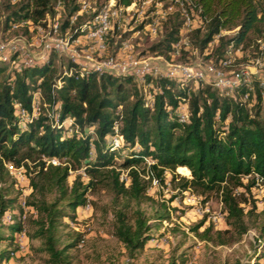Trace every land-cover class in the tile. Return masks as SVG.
<instances>
[{
    "label": "trees",
    "instance_id": "1",
    "mask_svg": "<svg viewBox=\"0 0 264 264\" xmlns=\"http://www.w3.org/2000/svg\"><path fill=\"white\" fill-rule=\"evenodd\" d=\"M48 1L27 2L20 7L22 13H11L8 22L42 18L50 9ZM135 1L116 0V4L126 7ZM182 1L188 13L194 14L205 27L198 39L200 49L222 30L237 28L232 37L221 40L216 48V61L231 43L234 46L245 43L250 33L264 35V0H190L193 7ZM77 10L76 6L71 9ZM179 13L175 12L177 16ZM181 24L182 21L175 22L165 40L154 45L152 51L167 52L166 58H171ZM199 32V28L194 30L197 36ZM15 58H0V181L4 173H9L4 162L29 168L27 161H30L37 168L33 176H26L32 188L26 203L36 212V217L29 220L32 227L29 238L40 241L48 264H70L69 250L80 243L82 234L77 232L74 239L61 244L60 228L65 218H76L77 211L88 200L89 189L101 180H106L115 199H122L127 206L130 201L151 199L146 190L152 178L164 184L179 178L180 189L201 194L215 191L223 205L230 228L213 231L211 226H206L199 231L203 224L200 221L191 228L199 239L228 244L248 230L245 218L257 209L251 189L258 186L257 179L264 186V113L261 112L264 82L253 79L251 89L241 86L234 92L235 96H225L209 83L204 87L199 85L197 92H193L187 81L160 77L154 80L156 91L149 105L138 87L127 86L132 83L129 76L92 69L56 76L52 61L9 69ZM58 80L61 85L56 87ZM37 90L50 109L60 102L61 118L72 116L78 130L67 134L69 126H53L44 114L23 128L15 103L20 102L30 111L31 95ZM245 94L248 98L243 100ZM252 98L255 102L248 106ZM186 101L188 120L181 122L179 114L184 111L182 106ZM119 106L121 109L117 110ZM115 125L122 138L118 150L112 149L108 142ZM85 126L93 127L96 136L86 132ZM117 153L123 155L118 167L115 166ZM50 158H57L60 163H48ZM146 159L153 163L147 165ZM81 167L88 179L78 174L69 183L70 171ZM178 168L189 171L191 176H180L176 172ZM121 169L127 172L125 180L120 178ZM167 170L171 173L169 180L165 177ZM244 176L249 177L246 182ZM48 193L53 194L52 198H47ZM16 204L20 205L18 196H0V244L13 241L15 233L22 229L20 220L16 219L22 208L16 211ZM8 210L14 211L12 223L4 222ZM132 214L133 221L125 210L116 209L113 231L131 255L146 245L152 227L142 210L135 208ZM257 215L256 228L264 250V198ZM165 217L166 214H156L159 222ZM15 252L16 248L0 249V264L9 261Z\"/></svg>",
    "mask_w": 264,
    "mask_h": 264
},
{
    "label": "rangeland",
    "instance_id": "2",
    "mask_svg": "<svg viewBox=\"0 0 264 264\" xmlns=\"http://www.w3.org/2000/svg\"><path fill=\"white\" fill-rule=\"evenodd\" d=\"M110 0H49V11L42 18L34 19H18L12 23H21L14 28L9 23L8 18L13 11L20 14V7L32 0H13L8 3L7 0H0V42L8 45L4 52H0L3 59H12L9 69H19L25 65L24 55L27 53L33 61L31 64L41 62H53V70L57 76L59 73L65 74V70L69 65H73L72 71L84 72L91 66L92 60H103L107 56L113 55L120 57L125 51L131 52L135 57H144L153 66L163 67V61L157 56L166 57L165 53L160 51H152V47L165 40L167 33L173 24L182 21L179 35V55L170 57L176 63L182 64H199L207 61H214L216 58V48L221 40L232 37L237 28L222 30L205 48L200 49L199 40L205 32V27L201 20L194 14H190L191 25L185 24L183 14L177 16L175 12L182 6L175 4L173 11L165 17L160 16L157 31L150 32L145 26L151 22L157 15V10H162L168 0H136L128 9H125L110 18V29L104 36L103 41L106 49L101 52L95 46V42L87 38V25L95 22V17L105 4ZM87 3V7L82 8ZM76 6L78 11L72 12L71 9ZM186 8V4H183ZM113 6L111 10H113ZM176 9V11H175ZM188 11V9H187ZM58 22L59 29L56 34L49 33V24ZM86 24V25H85ZM199 28V36L194 30ZM262 37V36H260ZM264 37V35H263ZM258 36L250 33L248 39L238 53L231 52L227 56L234 58L233 67L236 70L251 65V59L255 55L254 47L255 39ZM56 39L69 40V48L65 46L57 49L53 44ZM122 43L127 44L126 48L120 49ZM50 44V45H47ZM229 46V45H228ZM227 46V47H228ZM78 54L80 61L75 62L71 55ZM126 54V53H125ZM225 54V53H224ZM18 56V57H17ZM27 57V58H28ZM2 59V58H1ZM26 59V58H25ZM120 76H127L121 74ZM155 76L149 75L145 78L144 83H139L132 78V83L127 86H136L140 89L145 99L150 100L156 91ZM257 79L264 82V70L251 74V80ZM189 82L193 92H197L198 86H205V81L185 80ZM218 93L227 96L219 89H215ZM235 96L230 94L228 96ZM254 98L249 100L248 106L254 103ZM188 101L183 103L182 109L188 112ZM121 106L117 108L120 110ZM261 112L264 113V96L261 104ZM189 114V112H188ZM74 130L68 131L71 134ZM123 159V155L116 154L115 166H119ZM64 161V159H61ZM29 168L22 166L23 173L27 176H33L37 168L34 163L27 161ZM146 163V162H145ZM34 171V172H33ZM180 176L190 177L189 171H181L176 169ZM126 170L121 169L120 178L126 179ZM81 174L84 180L88 179L84 168H78L70 171L68 182ZM165 177L169 180L171 173L166 171ZM248 176H244L246 182ZM177 178L174 182L164 184L158 182L153 184L147 183V195L151 199L140 202L130 201L125 206L122 199H115V194L106 180L96 181L89 189L87 198L90 201V208L85 210L80 208L77 211L76 218H65L60 228L61 244L74 239L77 232L81 233L80 243L69 250L70 264H264V250L261 247L256 223L258 220L257 212L261 210L264 195V186H255L251 189L254 200H256L257 209L251 216H247L246 222L248 230L237 239L228 244H216L212 241L199 239L192 227L200 221L203 224L199 231L206 226H211L212 230H224L230 228L225 220V213L219 194L215 191L201 194L197 191L187 189L182 190L178 186ZM32 188L28 182H19L10 173L3 176L0 181V196H18L20 201L23 196L28 199ZM53 194L48 193L47 198H52ZM246 196H250L246 194ZM18 211L21 205H14ZM138 208L142 210L152 225L149 230L151 238L146 245L132 255L126 249L124 244L113 235L115 225V210L123 209L126 211L129 219H132V210ZM166 214L162 222L156 219V214ZM25 215V217L23 216ZM13 216V214H12ZM36 217L33 209L24 210L16 218L20 220L22 229H25V248L18 251L19 243L17 232L13 241H6L0 244V249L16 248L13 257L3 264H48L47 255L41 251L40 241L38 239H30L29 220ZM14 218L4 219L5 223H12Z\"/></svg>",
    "mask_w": 264,
    "mask_h": 264
},
{
    "label": "built area",
    "instance_id": "3",
    "mask_svg": "<svg viewBox=\"0 0 264 264\" xmlns=\"http://www.w3.org/2000/svg\"><path fill=\"white\" fill-rule=\"evenodd\" d=\"M187 4L191 7L194 6V4L190 0H186ZM131 4H134L131 3ZM130 4V5H131ZM175 4L182 6L177 11H180V14H183L185 17V24L191 25V17L189 16V13L187 9L183 8L184 1L182 0H168V4L162 9L157 10L156 17L149 22L145 27L152 33H155L157 31L159 17H165L168 13H171L173 11ZM129 6H120L116 4V0H110L108 4H105L103 8L99 11V13L95 17V22H93L92 25H87V34L85 35L87 38L91 39L93 42H95V46L97 49L101 52H104L106 49V44L103 41L104 36L107 34L108 30L110 29V18L112 17V14L115 15L118 12H121L125 9H128ZM113 6V10H111ZM87 7V3H84L82 8ZM80 10V8H79ZM78 10V11H79ZM176 11V9H175ZM200 9H198V12ZM21 23H12L11 26L16 28ZM86 25V24H85ZM49 33L50 34H56L59 29L58 22H53L49 24ZM57 42L53 44L55 48L62 49L63 46H65L67 49L69 48V40H63L56 39ZM50 45V44H47ZM120 49L126 48L128 45L125 43H122ZM179 42L175 43L173 45L174 50L172 51L171 55L177 56L179 55ZM243 46L242 44H239L238 46H234L232 43L226 48L225 54L218 59L217 61H207L199 64H182V63H176L173 61V58H166L162 56H157L159 59L163 61V67H159L157 65L153 66L150 64L144 57H135L132 55L131 52L125 51L124 55L118 56L120 52L117 53V56H107L103 60H92L91 66L89 69L96 70L98 72H108L115 75H127L131 78H133L136 81H139V83H144L145 78L149 75H153L156 78L160 77H175L179 80H194V81H205L206 83L211 84V86L215 89L221 90L226 95L233 94L238 90L241 86H246L249 89L252 88V80H251V74L256 73L259 71L264 70V37H259L255 39V46L252 45L254 48L255 55L252 57L251 65H246L243 68L233 70L231 69L233 67L234 58L231 56H227L226 53L229 55L232 51L237 53L240 52L241 48ZM8 45L4 42H0V52H4L7 49ZM21 56L24 55L25 65L24 66H30L33 65L32 59L28 57L27 53H21ZM78 54H72L71 57L75 62L80 61L78 59ZM18 57V56H17ZM28 57V58H27ZM0 58H5L4 56L0 55ZM26 58V59H25ZM68 67V69L65 70V75L71 74L72 68ZM61 85V81H57L56 87H59ZM248 98V95L245 94L243 96V100H246ZM150 100L147 101V104L152 105V99L153 96L149 98ZM31 110L28 111L20 102L15 103V108L18 110V112L21 115V125L24 128L27 124V122L32 121L35 119L39 114H44L49 117V121L53 126H69V131L72 130H78V125L75 123V120L72 116L68 115L64 118H61V104L60 102H57L56 105L53 108H49V105L47 101L45 100L43 94L41 91L37 90L32 92L31 95ZM179 120L181 122H186L188 120V113L185 111H181L179 114ZM85 131L92 134L94 137L95 131L94 128L91 126H85ZM113 135L108 138V142L111 145V148L114 150H118L122 145V138L119 135V127L118 125H115L113 127ZM94 151V146L92 145V152ZM48 163L51 162L53 164H59L60 160L57 158H50ZM153 163L151 159H146V164L149 165ZM4 166L7 168L9 173L13 175L19 182H23L27 180L26 175L22 171V166L16 167L11 162H4ZM147 179L149 178L148 175L145 176ZM151 182L153 184H157L158 180L155 178H152ZM257 185L261 186L259 183V179H257ZM20 205L24 210H31L33 211L32 207H30L26 203L25 196L22 197L20 201ZM90 208V201L87 200L86 204L84 205L83 209L87 210ZM14 211L8 210L5 214V218L11 219L12 214ZM25 217V215H23ZM18 239L16 240L19 243L18 251H21L25 248V243L23 242V238H25V229H21L19 232H17Z\"/></svg>",
    "mask_w": 264,
    "mask_h": 264
},
{
    "label": "bare ground",
    "instance_id": "4",
    "mask_svg": "<svg viewBox=\"0 0 264 264\" xmlns=\"http://www.w3.org/2000/svg\"><path fill=\"white\" fill-rule=\"evenodd\" d=\"M182 171H185V170H182Z\"/></svg>",
    "mask_w": 264,
    "mask_h": 264
},
{
    "label": "crops",
    "instance_id": "5",
    "mask_svg": "<svg viewBox=\"0 0 264 264\" xmlns=\"http://www.w3.org/2000/svg\"><path fill=\"white\" fill-rule=\"evenodd\" d=\"M186 171V170H185Z\"/></svg>",
    "mask_w": 264,
    "mask_h": 264
}]
</instances>
